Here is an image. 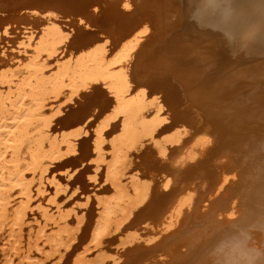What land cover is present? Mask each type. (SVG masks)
I'll list each match as a JSON object with an SVG mask.
<instances>
[{
	"label": "bare ground",
	"instance_id": "1",
	"mask_svg": "<svg viewBox=\"0 0 264 264\" xmlns=\"http://www.w3.org/2000/svg\"><path fill=\"white\" fill-rule=\"evenodd\" d=\"M49 260L264 264V0H0V264Z\"/></svg>",
	"mask_w": 264,
	"mask_h": 264
},
{
	"label": "rangeland",
	"instance_id": "2",
	"mask_svg": "<svg viewBox=\"0 0 264 264\" xmlns=\"http://www.w3.org/2000/svg\"><path fill=\"white\" fill-rule=\"evenodd\" d=\"M68 108L66 107L65 108V110H64V112H63V116L66 118L68 115H69V113L66 111ZM61 115V116H62ZM64 118V119H65ZM63 124H65V122H64V120L62 121V125ZM57 173L58 174H61V173H59V171H57ZM84 178H85V180L87 179V175L85 174V176H84ZM85 183H88V181L86 180V182ZM85 183H81V184H79V185H77V186H81V188H82V186L85 184ZM102 185H97V186H95V187H92L91 185H89L88 187L87 186H84L85 188L87 187V188H90V189H85L86 191H88V192H86L85 191V194H91L92 195V192L94 191L93 189H95V190H99L100 189V187H102L103 186V183H101ZM85 185H88V184H85ZM80 187H77V189H75V187H72V188H69L68 189V191H67V194H61V195H59L60 196V203H61V205H64V204H67L68 203V201H69V203L68 204H70V203H73V206L75 205V207H77V208H79L80 209V207H81V209H82V212H84V211H87L89 208H90V205L92 206V204H90L89 206H87V207H83V205L82 206H79L78 204H76V203H78V202H82L84 199H85V194H81V195H77L78 193H80L81 191L83 192L84 191V188L83 189H79ZM93 188V189H92ZM97 188V189H96ZM49 189V192H52L53 191V187L52 188H48ZM73 190H74V193H72L73 192ZM78 190H79V192H78ZM92 190V191H91ZM76 192H78L77 194H76ZM68 194H72V195H68ZM66 197V198H65ZM72 200V201H71ZM67 207H69V206H67ZM87 208V209H86ZM53 211L54 212H56V208H54L53 209ZM57 213V212H56ZM112 247H114L112 244L110 245V246H108V248H107V250L109 251V250H111L112 249ZM50 263V260L47 262V264H49ZM64 264L63 263V261H61V262H59L58 264Z\"/></svg>",
	"mask_w": 264,
	"mask_h": 264
}]
</instances>
